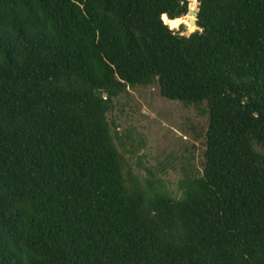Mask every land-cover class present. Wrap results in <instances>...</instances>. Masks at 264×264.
<instances>
[{"label": "trees", "instance_id": "trees-1", "mask_svg": "<svg viewBox=\"0 0 264 264\" xmlns=\"http://www.w3.org/2000/svg\"><path fill=\"white\" fill-rule=\"evenodd\" d=\"M198 3L0 0V264H264V0ZM155 84L208 116L177 194L107 118Z\"/></svg>", "mask_w": 264, "mask_h": 264}, {"label": "rangeland", "instance_id": "rangeland-1", "mask_svg": "<svg viewBox=\"0 0 264 264\" xmlns=\"http://www.w3.org/2000/svg\"><path fill=\"white\" fill-rule=\"evenodd\" d=\"M198 0H189V10L197 11ZM183 26L184 35L188 22ZM192 106L164 99L158 86L128 89L113 100L108 121L119 134L134 138L126 142L131 151L126 155L133 172L141 179L160 180L163 187L177 194V183L183 170L200 172L204 134L208 116ZM130 143H133L130 146Z\"/></svg>", "mask_w": 264, "mask_h": 264}, {"label": "water", "instance_id": "water-1", "mask_svg": "<svg viewBox=\"0 0 264 264\" xmlns=\"http://www.w3.org/2000/svg\"><path fill=\"white\" fill-rule=\"evenodd\" d=\"M198 11V9L197 11L189 10L188 14L186 15L185 20L188 22L189 27L184 36L190 37L197 32L204 33V30L198 25Z\"/></svg>", "mask_w": 264, "mask_h": 264}, {"label": "bare ground", "instance_id": "bare-ground-1", "mask_svg": "<svg viewBox=\"0 0 264 264\" xmlns=\"http://www.w3.org/2000/svg\"><path fill=\"white\" fill-rule=\"evenodd\" d=\"M192 10H194L193 7H192ZM177 28H178V27H177ZM174 29H176V28H174Z\"/></svg>", "mask_w": 264, "mask_h": 264}]
</instances>
